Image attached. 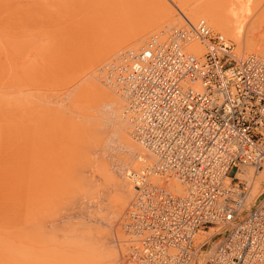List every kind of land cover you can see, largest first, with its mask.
Returning a JSON list of instances; mask_svg holds the SVG:
<instances>
[{
	"label": "bare ground",
	"instance_id": "obj_1",
	"mask_svg": "<svg viewBox=\"0 0 264 264\" xmlns=\"http://www.w3.org/2000/svg\"><path fill=\"white\" fill-rule=\"evenodd\" d=\"M19 1L0 0V9L4 12V15L0 17V75L6 71L9 77L16 75L18 78H16L18 82L14 96L12 95L15 93V89H13L14 91L7 90L10 89L11 84H0V102L3 104L7 102L6 105L10 107V102L15 105V108L10 110V117H7L8 130L5 129L7 132L9 130L12 132L9 125H13V128L18 126L16 123L18 109L26 108L28 104L32 106L33 117L25 118L26 122L32 119L30 121L32 125L28 123L30 127L27 126L28 129L32 126L30 129L32 135L30 134L31 131L25 128L30 132L24 131L23 135L30 134L29 139L31 138L30 140L34 144L33 150H30L34 164L31 169L34 173L32 191L35 199L33 264H118L117 249L111 247L109 241L104 240L103 237H108L110 228L119 227L130 236L129 230L125 227L127 223L125 218H129L127 209L130 204L127 192L134 194V180L130 169L138 170L142 169L145 164H152L156 155L140 140L132 136V124L130 125V121L124 113L125 103L128 99L105 81L107 67H110L112 60L115 59L121 62L129 61L130 56L145 46L151 36L158 35L162 40H166L172 37V34L179 28L186 32L182 37L183 48L196 55L202 54L204 50L197 40H190L192 37L190 31L195 34L194 25L200 20H207L206 22L215 26L224 25L226 29L230 28L231 30L228 32L231 33L232 37L240 40L242 44H238L242 48L238 47L237 49L234 48L235 51L233 50L237 55L251 53L245 51L247 49L245 44H248L255 51L259 50L264 53V0H192V16L181 13L175 19H171L173 8L168 0H149L152 5V16L141 31L130 35V29L135 28H130L129 22L126 29L118 31L119 34L116 31L115 36L111 35L107 39L97 35L92 38L91 31L93 26L96 29L99 20L109 13L108 9L111 8L114 0H110V4H106V0H32V4L26 3L29 0H25V3ZM122 1L123 3L130 2V0ZM176 1L183 7L187 0ZM117 4L116 2V6ZM19 5H25L21 11H27L31 5L34 6L35 11L30 12V14L21 12L25 14L26 19L23 21V26H20L19 29L16 26L14 30L12 26L15 25L12 24L16 20L20 24L22 23L20 15L15 21L13 20L14 16L19 13V11L16 13ZM179 9L182 10L183 8ZM120 12L122 11L120 10ZM107 16L109 17V15ZM122 18L121 16V20ZM126 21L124 22L126 23ZM140 21L143 24L146 22ZM178 21H182L183 24ZM231 21L232 23H230ZM103 22L106 23L102 19ZM141 23L139 22V24ZM115 24L114 26L117 25ZM139 24L134 23L132 27ZM89 26L91 30L86 29ZM37 27L38 30H40L39 27H45V30H41L44 32L39 31L40 34L36 31V34ZM101 27L102 29L105 28L103 25ZM197 38L199 37L197 36ZM199 39L205 45L206 51L205 41ZM102 41L106 52L105 55H102L104 57L100 59L102 57L101 50L100 53L97 51L101 47ZM96 42H100L97 44L99 48L95 45ZM132 46L133 48H131ZM98 62H101V67H94L97 66L94 64ZM196 86L201 88L198 83ZM75 89H78L81 94L82 92L89 94L90 100L101 99L98 103L91 100L92 106L81 112L80 116H83L81 131L79 128L77 129L75 122L71 123L70 121L68 123V117L65 113V110L68 109L65 105L67 102H64V95L71 94ZM22 97L24 98L23 103L18 106ZM78 111L80 113L81 110ZM7 115L9 116V114ZM7 115L4 114V116ZM22 126L25 127L24 124ZM3 128L0 129V135H4L6 132ZM101 128H107L118 136L119 148L123 152L120 160L123 159L124 164H126V156L125 158L122 157L126 151L140 149L138 150L139 153H135L137 160L135 164L126 167L124 172L126 175L124 179L129 180L131 187L129 185L126 187L120 179H117L119 180L120 192L113 194L110 198L108 211L103 214L100 212L102 204L105 207L101 201L104 197L103 191L101 192L95 177V174L102 169L101 164L103 162L97 156H102L103 150H93L97 156L93 154L92 158L91 154L86 153V156L82 154L81 149L84 141L96 137L95 134L99 133ZM107 129L106 132H108ZM91 133H93L92 136ZM3 135L0 137L3 138ZM78 135L80 139L77 137ZM130 135L135 142L137 141L136 143L140 148H136ZM97 142L99 143V141ZM20 147L24 150V146ZM103 155L105 154L103 153ZM100 161L101 164H99ZM246 167L254 166H240L235 176L239 177ZM255 171H248L245 177L248 191L246 194V187H244V199L247 200L248 204L244 203L246 205L244 208H248L264 181V160L259 164L257 172ZM165 179L154 176V180L161 184H164L162 181L166 182L165 185H168L174 193L184 192L185 187L177 178L168 176ZM227 180H230V177H227ZM92 186L94 188L90 189ZM78 187L82 191L79 197L75 194ZM118 225L119 227H117ZM124 240L128 243L127 239ZM121 249L123 250V247ZM128 260L127 263L130 264L129 257ZM202 261L203 258L198 263L196 261L193 264H201ZM132 263L135 264L133 261Z\"/></svg>",
	"mask_w": 264,
	"mask_h": 264
},
{
	"label": "built area",
	"instance_id": "obj_2",
	"mask_svg": "<svg viewBox=\"0 0 264 264\" xmlns=\"http://www.w3.org/2000/svg\"><path fill=\"white\" fill-rule=\"evenodd\" d=\"M194 32L206 43L200 56L183 48L179 28L166 40L151 36L129 61L107 67L105 81L128 99L132 135L156 155L130 169L128 257L190 264L216 235L205 264H264V193L244 208L245 186L235 176L240 166L264 160V56L237 55L230 38L205 20ZM154 176L177 178L184 192Z\"/></svg>",
	"mask_w": 264,
	"mask_h": 264
},
{
	"label": "rangeland",
	"instance_id": "obj_3",
	"mask_svg": "<svg viewBox=\"0 0 264 264\" xmlns=\"http://www.w3.org/2000/svg\"><path fill=\"white\" fill-rule=\"evenodd\" d=\"M24 1L25 0H20L19 2L25 3L26 1L25 2ZM37 1H40V0H37ZM109 1L110 0H106V4H110ZM182 1H184V0H182ZM31 2H33V1L29 0L26 3L32 4ZM116 2L118 3L117 6H116ZM116 2L114 0L113 5L111 6L110 9H108L109 13L107 15H109V17L107 15H106L107 17L106 16L102 17L99 20V24L97 25L99 27L96 26V29L94 28L95 26H93V30L91 31V34L93 35L92 38H95L94 35H97L99 37H104V38L106 37V39H107V37H111V35L115 36L118 31H122V30L126 29L127 28L126 26H127V24H129V22H130V28H132V29L135 28L133 30L130 29V35H132V34L134 35L137 32L141 31L143 26L145 27L147 21H149V19L152 16V13H151L152 12V7H151L152 5H151V2L149 0H130L129 3H125V2L123 3L122 0H118ZM168 2L170 3L171 7L173 8V15H172L171 19L178 18V16L181 15V13H184L185 15H188L190 17L192 16L191 15L193 12L192 0L185 1L186 5H184L183 7L180 6L176 0H174V1L168 0ZM190 2H191V4H190ZM189 4L191 5V7ZM25 5H19V8H21V9L17 8V10H16V13H18V11H19V13L14 16L13 20L15 21L16 18L20 15L22 17L21 18L22 23L20 24L16 20L17 22L15 21V23L12 24V25H15V26H12L14 30H15L16 26H17V29H19L20 26H23L22 25L23 21L26 19L25 14H23L24 12H27L30 14V12L35 11L33 5H31V7L27 11H25V10L21 11V10H23ZM32 6H33V9H32ZM117 8H118V11H116ZM179 8H183V9L180 10ZM120 10L122 12H120ZM123 11H125V12H123ZM21 12H23V13H21ZM122 13H124L125 16ZM120 14H122V15H120ZM2 15H4V12L2 9H0V17ZM118 16H119V18H118ZM121 16L123 17L122 20H121ZM127 17H129V18H127ZM102 19H103V21L105 20L106 23L105 22L102 23ZM110 19H112V20L108 21ZM123 19H125V20H123ZM117 20H118V23H116ZM140 20H142V22H144V21H146V22H144V24H143V23H141ZM112 21H113V23H112ZM124 21H126V23ZM139 22L141 24H139ZM134 23H138L141 26L138 25L136 27H132V24L134 25ZM179 23H182V21H180ZM207 23L210 24V26L215 31H219L224 36H226L227 38H230V40L233 43V50H234V48L237 49L239 47L238 44L242 45L240 40L235 39L234 37L231 36V33L228 32L229 30H231L230 28L226 29L224 27V25L215 26L210 22H207ZM230 23H232V21ZM114 24L116 26H114ZM102 25L106 29L105 28L102 29V27H101ZM120 25L124 26L125 28L120 26ZM172 25H175V24H172ZM36 29L37 30H35V33L37 34V32H39V31L44 32L41 30H45V27H39L40 30H38V27ZM86 29L91 30L90 26L87 27ZM107 29H109L111 32ZM46 30H47V28H46ZM132 31H133V33H132ZM190 32H191L190 35H192L190 40H197V42L199 43V45L202 47V49L205 52V45H203V43L200 41V39L197 38V36L195 34H193L192 31H190ZM118 34H119V32H118ZM42 35H43V33H42ZM103 41L101 43L100 42H96V44L94 43L95 45L100 43L101 47L99 48V46L97 45V47L99 48L97 52L100 53V50H101V53H100L101 56L105 55L104 53L106 52L105 48H103V46L105 47ZM105 41H107V40H105ZM246 47H247V49L246 50L244 49L245 51L257 52V53H260L262 56H264L263 51H259V50L255 51L254 49H251L248 44H245V48ZM101 48H103V49H101ZM131 48H133V46ZM131 48H126V49H131ZM239 48H242V47H239ZM202 54H200V55H202ZM200 55H198V56H200ZM103 57L104 56H102L100 59H102ZM94 65H97V66H94ZM94 65L93 66L96 68L101 67V62L100 63L98 62ZM86 66H87V64L85 65V67ZM7 74L8 73L5 71L4 73H2V75H0V84H3V83L11 84L12 89H11V87H9L10 89H7V90L8 91L9 90L14 91L13 89H15V93L12 95V96H14L16 94V91H17V87H16L17 82H18V80L16 81L17 76L16 75L13 77L10 76L11 77L10 78L9 74H8V76H7ZM11 75H13V74L11 73ZM100 80H101V78H100ZM101 82H103V81L101 80ZM102 84H104V83H102ZM104 85L107 86L106 84H104ZM111 90L114 91L113 89H111ZM72 92H74V93L72 94ZM72 92H71V94L68 93L67 95L66 94L64 95L65 96L64 102L65 103L67 102L65 105H66V108L68 109V110H65V113L67 114V117H68V123L70 121H71V123L75 122V126L77 127V129L79 128V130L81 131L82 123H83V116H80V114L82 111H85L86 108L91 107L92 106L91 102L95 101V100L91 99L92 100L91 101L89 94H86L84 92H82V94H81V92H79L78 89L77 90L75 89ZM17 93H19V92H17ZM116 95H117V92H116ZM23 97L20 99L21 102L19 101L20 104L18 106L22 105L21 103H23L22 102V100L24 99ZM71 97H73V98H71ZM75 98L77 99V101ZM100 100L101 99L98 98V100L96 99L95 102L98 103ZM6 103L3 104L0 102V120H1L0 123L2 124V126H1V124H0V126L2 128L6 127V128H3L4 130L5 129L8 130V126H7L8 125L7 124L8 118L7 117H10V115H11V112H10L11 108H15V105L11 104V102H10L11 107L6 105ZM124 103H125V101H124ZM67 104H68V106H67ZM125 105H126V103H125ZM26 108L21 107L20 109H18L17 117H16V123L18 125L17 128H16V126H14V128H13V125H9L12 128V129L11 128H9V129H11L13 133L10 130H9L10 133L5 130L6 131L5 133L3 131L4 135L3 134L0 135L1 137L3 135V138L0 137V256H1L0 260L3 263L0 261V264H33L32 247L34 244V242H33L34 241V238H33V221H34V201H35V199L33 197V191H32L34 173L32 172V169H31V167L34 164H33L32 152L30 150H33L34 144H32L33 141L30 140L31 138L29 139V137H31L29 135L32 133V130H30L32 128V126L30 129H28L30 127L28 125V123L30 125H32L30 123V121L32 119L28 120V122L25 121L26 117H33L32 116L33 113L31 110V108H32L31 104H28V107H26ZM78 110H81L80 113H78L79 112ZM4 114H6V115L9 114V116L8 115L4 116ZM79 119H80V121H79ZM23 124L25 127L22 126ZM130 125H131V123H130ZM20 126H22V127H20ZM27 126H28V128H27ZM1 127H0V129H2ZM15 128H16V130H14ZM24 128L30 130L31 132L28 130H25ZM106 129L107 128H101L100 129L101 132L99 131V133L97 132L95 134L98 137L97 136L94 138L92 137L91 140L87 139L89 141H87V140H86V142L84 141V143L81 146V149L83 151L82 154H84L85 156H86V153L91 154L92 158H93V154H95L97 156V154L95 152H93V150L98 149L101 151V149H102L104 151L106 149L104 152L103 151L101 152L103 157L97 156V157L101 158V161L103 163L101 164V161L99 162V164H101L102 169L100 172L95 174L96 181L99 183L100 188H101V192L103 191V196H104L101 201H103L102 203H104L105 207L102 204V207L100 208L101 214L108 211V208H109L108 205L110 204V198L113 196V194H117L118 192H120V190H119L120 188H118L119 180H117V179H120L122 181V184L124 183L126 185V187L128 185L131 187V184L129 183V180L127 179V177H126V179L128 181L124 179V177L126 176L124 172H125L126 167H129V166L131 167L135 164V161H137L136 157H135L136 156L135 153H139L138 150H140V149H138L140 147H138L139 145L136 143L137 141L135 142V140L132 139V137L130 135L131 140H134V143H135L136 148L138 150L126 151V154H124V156L122 157V158H125V156H126V164H124L123 159L120 160L121 156L123 155V152L119 148V141L117 140L118 136L108 129H107L108 132H106ZM15 131H17V132L14 134ZM24 131H28V133L30 132V134L29 135H27V134L23 135ZM130 131H131V126H130ZM17 133H19L20 135H18ZM25 133H27V132H25ZM92 135H93V133H91V136ZM7 136H9V137L7 138ZM77 137L80 139L79 135ZM78 138H77V141L79 142ZM99 139H101L102 141ZM111 140H113V141H111ZM97 141H99V143ZM16 143H17V145H15ZM20 143H21L20 146H24V150L22 147L19 146ZM103 144L105 147L103 146ZM12 147H14V148H12ZM83 148H85L86 150ZM10 150H12V151H10ZM103 153L105 155H103ZM87 156H89V155H87ZM103 160H105V161H103ZM257 170H258V167H246L243 170V172L240 173L241 175L238 177L239 185L240 186L244 185L246 187V189H245L246 194L248 191V186H247L246 180H245L246 174L248 171L257 172ZM108 171H109V174L107 175ZM232 172H233V170L230 171V173H232ZM110 178H112V180H110ZM165 180H168V179H165ZM263 182H262L261 186L259 187V190L256 192V196L252 199V202H250L248 207L255 204L259 200V198L262 197V195L264 193V183ZM162 183L165 184L166 182L162 181ZM91 188L93 189L94 187L92 186V187H90V189ZM75 194L78 197L82 194L80 187L77 188V190L75 191ZM132 195H133V192L132 193L127 192V198L130 201H131ZM244 203L248 204L246 199H245ZM117 227H119V225ZM114 229H117V230L114 231ZM109 230H111V231H110L108 237L105 236V237H103V239L105 238L104 240H108L111 247H115L117 249V253L119 255L117 263L118 264H128L127 262H129V260H128L127 249L129 247V244H130L129 241H130L131 237L129 235H127L123 231L122 228L120 229V227L119 228H112V229L110 228ZM209 232H211V231H208V232L200 231L199 234H201V236H203L204 234H207ZM124 239H127L128 243H126V240H124ZM217 239H218V236H216V235L213 236L209 240V242L205 246H203L202 249H200L198 251V254L195 256L194 260H192L190 264H193V262H196V261L198 263L199 261L202 260V258H203V261L201 264H205V259H206L208 252L210 251V247H212L214 245V243L217 241ZM120 247L121 248L123 247V250ZM122 251L124 254L121 253ZM6 261H7V263H6ZM131 263H132V261L130 262V264Z\"/></svg>",
	"mask_w": 264,
	"mask_h": 264
}]
</instances>
